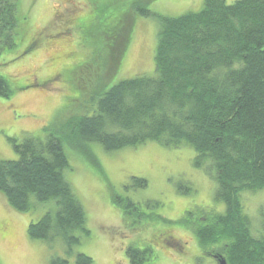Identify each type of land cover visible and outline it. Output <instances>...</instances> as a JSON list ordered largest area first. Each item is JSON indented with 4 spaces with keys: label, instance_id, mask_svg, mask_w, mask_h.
I'll return each instance as SVG.
<instances>
[{
    "label": "rangeland",
    "instance_id": "374dc122",
    "mask_svg": "<svg viewBox=\"0 0 264 264\" xmlns=\"http://www.w3.org/2000/svg\"><path fill=\"white\" fill-rule=\"evenodd\" d=\"M130 1L19 0L16 45L0 51V76L11 89L0 95V159L19 157L12 139H45L51 128H64L72 117L92 114L95 96L118 82L155 74L159 22L139 14L137 6L178 17L199 12L204 4ZM103 7L108 8L104 18L120 21L117 36H108V25L86 20L101 14ZM61 10L80 23L65 24ZM64 145L70 163L64 176L86 211L90 229L74 254L85 253L93 264H222V257L214 260L210 254L215 246L202 248L196 235L225 206L217 198L216 181L194 166L197 153L191 146L148 141L108 152L97 142ZM137 178L147 185L139 188ZM188 187L191 191L184 192ZM240 199L251 227L261 229L264 188L242 192ZM36 206L17 211L0 191V264H49L53 256L67 257L61 239L50 244L29 236L32 221L57 209L55 200ZM129 247L147 250L139 255L142 263L129 259ZM69 259L73 263L74 255Z\"/></svg>",
    "mask_w": 264,
    "mask_h": 264
},
{
    "label": "trees",
    "instance_id": "16d2710c",
    "mask_svg": "<svg viewBox=\"0 0 264 264\" xmlns=\"http://www.w3.org/2000/svg\"><path fill=\"white\" fill-rule=\"evenodd\" d=\"M18 3L0 0V51L16 45ZM106 9L86 20L108 25V36H117L120 21L104 18ZM135 10L159 22L155 74L118 82L95 96L92 114L51 128L45 139H12L19 157L0 159V191L17 211L56 201L57 209L28 227L32 239L51 244L58 238L66 247L67 257L53 256L49 264H93L85 253L74 254L90 229L64 176L70 167L64 143L97 142L108 152L148 141L167 147L186 144L197 153L194 166L216 181L217 198L225 206L213 223L200 226V246H215V254L225 251L227 264H264V223L255 231L240 199L242 192L264 188V0H204L199 12L178 17L148 7ZM10 90L0 76V95ZM137 180L139 188L148 183ZM146 251L129 247L127 256L142 263L139 255Z\"/></svg>",
    "mask_w": 264,
    "mask_h": 264
},
{
    "label": "flooded vegetation",
    "instance_id": "af4514ba",
    "mask_svg": "<svg viewBox=\"0 0 264 264\" xmlns=\"http://www.w3.org/2000/svg\"><path fill=\"white\" fill-rule=\"evenodd\" d=\"M61 12L63 13V15H65L66 17H64V23L65 24H71V21H74V20H77V22H79V20H80V18H78V19H74L73 18V16L71 15V14H68L67 15V13H64V11H62L61 10ZM76 22V23H77ZM70 26V25H69ZM76 28H77V26H76ZM66 29H68V28H66ZM225 252V251H224ZM224 252H221V253H218V254H215V253H210L211 254V256H212V258L214 259V260H218L219 258H220V256L221 257H223V259L225 260V256H224ZM225 262H226V264H227V261L225 260Z\"/></svg>",
    "mask_w": 264,
    "mask_h": 264
},
{
    "label": "water",
    "instance_id": "95a60500",
    "mask_svg": "<svg viewBox=\"0 0 264 264\" xmlns=\"http://www.w3.org/2000/svg\"><path fill=\"white\" fill-rule=\"evenodd\" d=\"M222 264H225V261H224V259H222Z\"/></svg>",
    "mask_w": 264,
    "mask_h": 264
}]
</instances>
